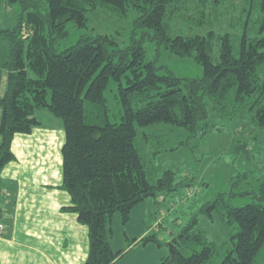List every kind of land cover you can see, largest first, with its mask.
<instances>
[{"label": "trees", "instance_id": "1", "mask_svg": "<svg viewBox=\"0 0 264 264\" xmlns=\"http://www.w3.org/2000/svg\"><path fill=\"white\" fill-rule=\"evenodd\" d=\"M5 1L19 5L21 13L12 28L0 30L9 49L0 68V181L4 168L16 158L15 135L30 134L41 125L38 111L49 109L62 119L61 188L71 198L63 210L76 214L89 230L85 264H117L126 255V249L115 251L111 243L115 214L127 224L134 208L148 198L173 196L190 185L173 170L153 180L138 142L142 129L170 125L204 134L212 104L222 117L264 129V0H243L239 20L223 34L212 30L209 35L174 33L170 15L182 0ZM229 1L232 5L234 0ZM226 2L213 0L214 8ZM99 8L139 12L129 44L122 47L108 35L82 34L59 50L58 43L86 29L89 14ZM146 41L156 45L158 54L165 50L171 56L193 55L202 75L180 77L158 64V56L149 60ZM248 145L244 142L236 151L250 155L254 148L249 145L248 150ZM247 174L234 181L229 197L219 194L201 208L209 220L226 225L231 246L211 241L197 228L196 217L158 264H264V180L256 192L244 193L252 201L232 202ZM139 243L163 246L156 235Z\"/></svg>", "mask_w": 264, "mask_h": 264}, {"label": "rangeland", "instance_id": "2", "mask_svg": "<svg viewBox=\"0 0 264 264\" xmlns=\"http://www.w3.org/2000/svg\"><path fill=\"white\" fill-rule=\"evenodd\" d=\"M227 1L216 10L213 0H207L206 4L202 0H182L170 15L174 33L209 35L215 30L223 34L227 26L239 20L244 7L243 0H234L232 5L231 1ZM20 13L19 5L7 6L6 10L1 6L0 29L12 28ZM138 16L139 12L133 9L126 14H119L99 8L89 14L87 28L73 31L68 40L58 43V49L63 50L73 45L82 34L108 35L124 47L131 40ZM214 43L217 45V40ZM0 47L4 48L7 56L8 49L5 51V48H8V44L5 40L0 39ZM144 48L149 60L158 56V64L166 66L180 77H199L203 73L202 65L198 64L193 55L171 56L165 50L158 54L156 45L149 41L144 43ZM213 107L215 108V104L211 105V117L203 128L204 134L200 131L192 135L170 125L141 130L138 142L153 180L160 178L164 171L173 170L178 172L180 181L184 180L190 185L182 187L173 196L162 193L148 198L138 208H134L127 224L123 223L120 214L114 215L111 223V243L114 250L129 251L132 248L130 254L118 264H158L163 256L171 254V243L196 217L197 228L204 231L211 241L223 248L231 246V234L226 225L220 220H209L201 213V208L219 194L229 197L234 181L243 173H248V177H243L242 182H239L232 202L244 204L252 201V196L244 193L256 192L264 180V129H256L246 120L222 117ZM37 117L42 125L39 132H51L53 135L50 137L53 140L52 148L54 155L58 157L65 138L62 137L65 135L62 119L53 116L49 109L38 111ZM247 141L254 148L250 155L244 154L249 157L253 154L250 158L236 151V147ZM249 145L248 150L251 149ZM4 186V183H0V212L1 208L6 207L9 198L7 194H3ZM145 232L146 236L156 235L163 246L159 248L155 243L140 244L143 238H136H140V234ZM136 244L145 248H135Z\"/></svg>", "mask_w": 264, "mask_h": 264}, {"label": "crops", "instance_id": "3", "mask_svg": "<svg viewBox=\"0 0 264 264\" xmlns=\"http://www.w3.org/2000/svg\"><path fill=\"white\" fill-rule=\"evenodd\" d=\"M4 1L0 0V7L6 10L8 5ZM7 57L0 47V68ZM4 86L6 74L1 88ZM1 120L0 110V125ZM40 129L42 125L30 134L15 135L12 150L16 158L1 173L3 194L9 198L0 212V223L4 225L0 234V264H85L90 250L89 230L76 214L63 210L71 203L69 194L61 188L65 138L57 157L50 139L53 135L41 133ZM146 233L136 239L144 238ZM138 247L145 248L136 244L135 248ZM131 251L132 248L122 259Z\"/></svg>", "mask_w": 264, "mask_h": 264}, {"label": "built area", "instance_id": "4", "mask_svg": "<svg viewBox=\"0 0 264 264\" xmlns=\"http://www.w3.org/2000/svg\"><path fill=\"white\" fill-rule=\"evenodd\" d=\"M3 230H4V225L0 224V234H2Z\"/></svg>", "mask_w": 264, "mask_h": 264}, {"label": "water", "instance_id": "5", "mask_svg": "<svg viewBox=\"0 0 264 264\" xmlns=\"http://www.w3.org/2000/svg\"><path fill=\"white\" fill-rule=\"evenodd\" d=\"M176 240H174L172 243H171V251H172V247H173V244L175 243Z\"/></svg>", "mask_w": 264, "mask_h": 264}]
</instances>
